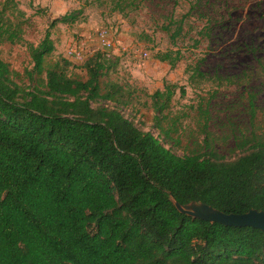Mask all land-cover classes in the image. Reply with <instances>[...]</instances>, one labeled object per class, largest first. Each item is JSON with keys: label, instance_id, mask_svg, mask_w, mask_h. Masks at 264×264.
<instances>
[{"label": "trees", "instance_id": "16d2710c", "mask_svg": "<svg viewBox=\"0 0 264 264\" xmlns=\"http://www.w3.org/2000/svg\"><path fill=\"white\" fill-rule=\"evenodd\" d=\"M81 15L64 14L49 29ZM27 22L15 0L1 3L0 45H25L32 68L24 86L0 59V264H264V232L193 219L170 201L264 212V108L258 120L256 94L247 97V127L232 137L237 157L218 154L205 124L198 148L177 155L158 137L176 131L175 121L162 125L174 85L148 97L156 137L124 115L133 91L101 82L117 58L97 52L80 66L86 79L73 78L67 60L51 61L49 29L37 45L24 41ZM155 58L173 68L181 54ZM192 71L216 87L247 77ZM197 112L208 121L202 105Z\"/></svg>", "mask_w": 264, "mask_h": 264}, {"label": "rangeland", "instance_id": "374dc122", "mask_svg": "<svg viewBox=\"0 0 264 264\" xmlns=\"http://www.w3.org/2000/svg\"><path fill=\"white\" fill-rule=\"evenodd\" d=\"M4 0H0V5ZM28 19L24 41L37 45L51 22L64 14L82 10L73 24H57L50 30L55 51L51 61L67 60L69 75L85 80L81 65L93 54L102 52L96 34L106 30L115 45L112 57L117 63L107 80L133 91V103L123 110L136 126L158 136L156 113L149 95L163 91L164 84L176 87L162 125L175 121L176 131L164 145L177 155L198 148L205 124L218 154L233 160V136L248 125V94H256L257 119L264 108V0H15ZM179 30V31H178ZM176 35L175 38L171 36ZM82 44L84 59L76 61L66 54ZM179 51L181 59L172 68L156 60L157 52ZM146 54V56H144ZM0 59L22 75L32 63L25 45H0ZM209 75L234 76L246 72L242 85L216 87L202 82L192 69ZM184 92L183 97L181 91ZM208 112V121L198 119V106ZM93 104L92 107H97ZM178 141V142H177Z\"/></svg>", "mask_w": 264, "mask_h": 264}, {"label": "water", "instance_id": "95a60500", "mask_svg": "<svg viewBox=\"0 0 264 264\" xmlns=\"http://www.w3.org/2000/svg\"><path fill=\"white\" fill-rule=\"evenodd\" d=\"M170 201L180 214L193 219L216 223L225 227H248L264 232L263 211L250 210L244 214H224L203 203L191 202L186 205H180L172 197H170Z\"/></svg>", "mask_w": 264, "mask_h": 264}, {"label": "built area", "instance_id": "2783aa9c", "mask_svg": "<svg viewBox=\"0 0 264 264\" xmlns=\"http://www.w3.org/2000/svg\"><path fill=\"white\" fill-rule=\"evenodd\" d=\"M96 39L99 46L102 48V52L105 53L107 57H112V52L115 50V45L109 38L107 31L103 29L99 30L96 34ZM66 54L73 60L82 61L84 59L82 44L69 48ZM144 56H146V54H144Z\"/></svg>", "mask_w": 264, "mask_h": 264}]
</instances>
